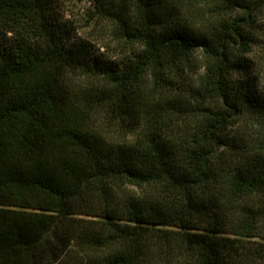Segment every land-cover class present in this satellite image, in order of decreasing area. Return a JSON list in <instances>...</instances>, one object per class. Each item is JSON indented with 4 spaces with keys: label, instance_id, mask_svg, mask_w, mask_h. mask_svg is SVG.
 Here are the masks:
<instances>
[{
    "label": "trees",
    "instance_id": "trees-1",
    "mask_svg": "<svg viewBox=\"0 0 264 264\" xmlns=\"http://www.w3.org/2000/svg\"><path fill=\"white\" fill-rule=\"evenodd\" d=\"M81 1L0 0V264H264V0Z\"/></svg>",
    "mask_w": 264,
    "mask_h": 264
},
{
    "label": "rangeland",
    "instance_id": "rangeland-1",
    "mask_svg": "<svg viewBox=\"0 0 264 264\" xmlns=\"http://www.w3.org/2000/svg\"><path fill=\"white\" fill-rule=\"evenodd\" d=\"M94 10L86 1L60 0L59 13L64 22L63 29H69L73 40L88 41L95 51L104 53L108 58L120 59L125 55V50L116 37L113 24L106 19L94 18ZM249 57L257 59L255 53Z\"/></svg>",
    "mask_w": 264,
    "mask_h": 264
}]
</instances>
